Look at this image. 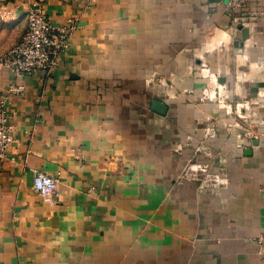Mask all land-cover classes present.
Instances as JSON below:
<instances>
[{
    "label": "crops",
    "instance_id": "1",
    "mask_svg": "<svg viewBox=\"0 0 264 264\" xmlns=\"http://www.w3.org/2000/svg\"><path fill=\"white\" fill-rule=\"evenodd\" d=\"M0 6L7 47L29 8L71 27L48 77L0 66V264H264V0Z\"/></svg>",
    "mask_w": 264,
    "mask_h": 264
},
{
    "label": "built area",
    "instance_id": "2",
    "mask_svg": "<svg viewBox=\"0 0 264 264\" xmlns=\"http://www.w3.org/2000/svg\"><path fill=\"white\" fill-rule=\"evenodd\" d=\"M227 7L237 9L249 0H225ZM27 27L21 39L0 55V66H5L15 74H41L48 77L58 63L60 53L70 46L71 27L55 26L46 18L40 8H29ZM13 127L4 101L0 103V161L6 159L11 145ZM34 187L50 204L57 203L55 194L58 187L57 177L35 171ZM264 239V236H261Z\"/></svg>",
    "mask_w": 264,
    "mask_h": 264
},
{
    "label": "rangeland",
    "instance_id": "3",
    "mask_svg": "<svg viewBox=\"0 0 264 264\" xmlns=\"http://www.w3.org/2000/svg\"><path fill=\"white\" fill-rule=\"evenodd\" d=\"M2 8L3 7L0 8V48H3V50H5L11 48L7 46L12 43L13 39H15L18 34L19 28L15 24H11V21L13 22V20H11L7 16V14L5 13L6 11ZM260 89L264 90V87ZM256 116L258 117V123L256 127L258 130L256 131L262 132L261 129H264V116H262V114H258Z\"/></svg>",
    "mask_w": 264,
    "mask_h": 264
},
{
    "label": "water",
    "instance_id": "4",
    "mask_svg": "<svg viewBox=\"0 0 264 264\" xmlns=\"http://www.w3.org/2000/svg\"><path fill=\"white\" fill-rule=\"evenodd\" d=\"M244 31H246L247 33V30L244 29ZM154 108L162 113H165L166 112V106L158 101H155L154 103Z\"/></svg>",
    "mask_w": 264,
    "mask_h": 264
}]
</instances>
